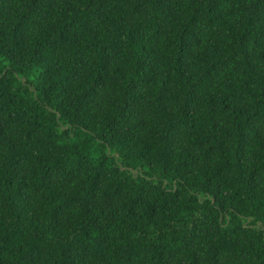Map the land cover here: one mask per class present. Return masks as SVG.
<instances>
[{"label":"trees","instance_id":"obj_1","mask_svg":"<svg viewBox=\"0 0 264 264\" xmlns=\"http://www.w3.org/2000/svg\"><path fill=\"white\" fill-rule=\"evenodd\" d=\"M0 264H264V0H0Z\"/></svg>","mask_w":264,"mask_h":264}]
</instances>
